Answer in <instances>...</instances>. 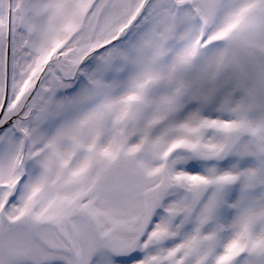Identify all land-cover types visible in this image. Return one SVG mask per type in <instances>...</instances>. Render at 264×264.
I'll use <instances>...</instances> for the list:
<instances>
[{"label":"snow or ice","instance_id":"snow-or-ice-1","mask_svg":"<svg viewBox=\"0 0 264 264\" xmlns=\"http://www.w3.org/2000/svg\"><path fill=\"white\" fill-rule=\"evenodd\" d=\"M0 264H264V0H0Z\"/></svg>","mask_w":264,"mask_h":264}]
</instances>
